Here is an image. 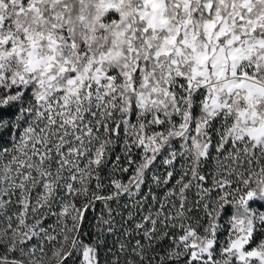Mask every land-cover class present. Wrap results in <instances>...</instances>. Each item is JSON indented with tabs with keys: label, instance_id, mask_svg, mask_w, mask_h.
<instances>
[{
	"label": "snow or ice",
	"instance_id": "1",
	"mask_svg": "<svg viewBox=\"0 0 264 264\" xmlns=\"http://www.w3.org/2000/svg\"><path fill=\"white\" fill-rule=\"evenodd\" d=\"M0 264H264V0H0Z\"/></svg>",
	"mask_w": 264,
	"mask_h": 264
}]
</instances>
